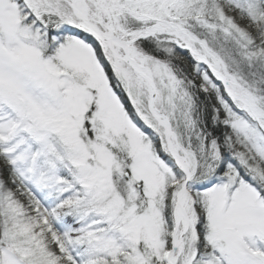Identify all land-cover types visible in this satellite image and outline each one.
Masks as SVG:
<instances>
[{
	"label": "snow or ice",
	"instance_id": "6c2138e0",
	"mask_svg": "<svg viewBox=\"0 0 264 264\" xmlns=\"http://www.w3.org/2000/svg\"><path fill=\"white\" fill-rule=\"evenodd\" d=\"M0 264H264V0H0Z\"/></svg>",
	"mask_w": 264,
	"mask_h": 264
}]
</instances>
